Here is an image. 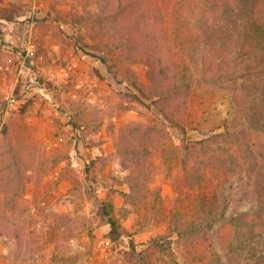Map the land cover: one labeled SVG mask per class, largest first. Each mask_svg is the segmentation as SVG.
I'll use <instances>...</instances> for the list:
<instances>
[{"label":"rangeland","instance_id":"rangeland-1","mask_svg":"<svg viewBox=\"0 0 264 264\" xmlns=\"http://www.w3.org/2000/svg\"><path fill=\"white\" fill-rule=\"evenodd\" d=\"M208 6L0 0V264H140L129 239L149 264H255L264 213L236 216L264 199V132L246 127L264 73L244 88L216 78ZM147 60L187 84L168 118ZM217 132L219 146L196 144ZM175 225L183 238L148 247Z\"/></svg>","mask_w":264,"mask_h":264},{"label":"trees","instance_id":"trees-1","mask_svg":"<svg viewBox=\"0 0 264 264\" xmlns=\"http://www.w3.org/2000/svg\"><path fill=\"white\" fill-rule=\"evenodd\" d=\"M207 1L209 2L208 11L213 12L215 16L210 22L206 21L202 25L201 36L204 40L203 43L207 50L217 54L216 56L221 57L222 61L226 64L224 65V72L221 73L220 71L217 73L216 78L219 81L240 79L239 86L244 88L247 79L264 73V0H221L220 4L214 2V0H211L212 4H210V0ZM215 5L216 7H214ZM258 55L263 59L262 62L251 59ZM146 63L149 68L147 74L149 85L146 87L150 91L149 97L154 96L158 99L157 102L156 99L154 100L156 102L155 106L162 116L168 118L165 109L162 107L164 101L178 97L187 84L179 82V76L173 69L158 68L155 72V65L152 61L147 60ZM132 84L143 95L146 94L137 83L134 82ZM257 91H259L258 95L256 94L254 99H250V102H253L251 106L253 111L246 127L264 132V82L258 86ZM222 136L221 132L212 133L196 144L206 148L212 145L219 146L222 143ZM262 187L264 185H261ZM106 206L102 204L99 207V214L109 227V239L117 241L121 235L119 225ZM248 213L259 214L257 215L259 217L263 215L264 199L258 202L255 207L251 206V208L246 210L237 211L236 217L243 219L249 215ZM222 216L224 217V215ZM232 217L235 218L234 216ZM252 225L250 224L251 227ZM241 226H244V224ZM174 228H171L172 230L168 229V233L150 239L148 247L157 248L162 246L164 248L163 242H170L169 238L174 233L178 240L183 238V229L179 228L178 225H175ZM259 230L261 229L255 230L257 232L252 230L257 235L251 234L250 238L264 240V229ZM204 231V234H209L208 227ZM160 241L162 243H159ZM128 242L131 256H134L140 264H149L146 257L137 252L133 240L129 239ZM249 250L251 257L256 261L255 264H264V251L260 253L256 249H253V247H250Z\"/></svg>","mask_w":264,"mask_h":264}]
</instances>
